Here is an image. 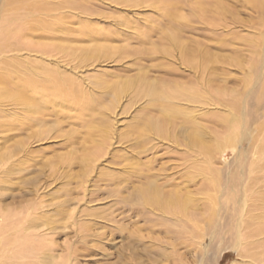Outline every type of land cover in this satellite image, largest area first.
<instances>
[{
	"label": "rangeland",
	"instance_id": "obj_1",
	"mask_svg": "<svg viewBox=\"0 0 264 264\" xmlns=\"http://www.w3.org/2000/svg\"><path fill=\"white\" fill-rule=\"evenodd\" d=\"M6 1L0 0V41H5L3 33H9L10 38L15 41L18 33L14 28L29 24V20L23 19L28 10L27 5L40 0H26L24 8L17 10L11 9ZM57 1L63 0H49L54 5ZM181 1L185 9L182 13L186 12L183 18L178 19L181 26L186 28H183L182 37L188 41L201 40L202 49L210 55L213 54L214 63L210 67L208 65L204 72L187 68L180 64L176 52L173 51L175 53L171 60L175 63H167L168 61L158 56H152L148 59L144 57L139 64L150 70L149 77L162 75L166 76L165 81L174 79L183 82L192 79L193 85L199 82L202 84L205 96L203 98L208 101L207 105L200 107L176 101L180 117L174 122L175 134L181 139V134L190 129L187 121L192 120L202 126L203 136H208L205 143H211L214 149L209 166L200 163L205 173L188 168V164L192 166L193 159L197 160L195 153L191 161L183 164L179 158L187 149L162 139L158 142L156 135L143 137L152 141L149 146H154V150L139 155L133 152L132 132L139 121L148 117L151 112L147 103L148 97H141L139 100L132 99L131 96L122 97L114 111L106 113L111 125L106 143L108 145L103 149V158H98L94 163H91L93 156L89 158V152L94 149L92 142L99 139L97 128L106 118L104 113L95 114L90 126L88 118L80 119L76 116L78 112L75 109L60 106L64 110L47 113L42 117L44 122L40 126L35 123L22 127L17 126L21 123L20 109L0 103V125L9 124L17 128L15 131L0 133V159L6 158L4 165L0 162V208H6L12 219L11 223L5 225L0 213V228L3 229L0 230V238L12 237L16 240L12 246L0 247V264H43L47 259L49 260L46 264H58L59 261L63 264H252L248 253H263L264 246L254 251L243 250L241 253L234 227L240 223L241 218L246 217L244 226L247 233L255 232L257 227L264 228V101L259 107L254 106L253 109L258 110L252 112L253 122L249 121L246 126L241 123L242 127L231 132L230 129L229 132H223L221 126L227 120L226 117L231 118L234 115L238 118L240 111L244 114L243 109L249 110L255 105L254 100L249 101L247 97L258 93L263 82L264 0H220L217 6L222 4L223 7H220L225 12L222 15H228L222 16L219 25L212 27L207 23L202 26L204 22L194 19L196 16L193 17L192 14L198 10L194 5L188 6L194 0ZM10 2L12 0H8ZM109 2L110 0L89 1L95 14L86 18L80 17L77 10L68 9L69 12L61 7L63 10L59 12L61 16L68 17L72 29H78L82 25L95 27V32L90 37H94L97 42L104 37L103 43L113 47L125 46L126 50L130 48L128 51H132L138 47L141 34L147 30L143 29V24L153 25L157 16L149 7L124 9ZM206 8L209 11L210 7L206 5ZM48 13L49 18L45 13L39 16L52 22L56 13L54 10ZM127 18L130 20H126ZM32 24L33 33L28 36L25 34L26 38L22 43L31 41L35 44L33 47L56 43L52 39V34L55 33L48 34L43 31L45 27L48 28V23L45 26H38L34 22ZM152 30L156 32V28ZM153 35L152 38L149 37V41L157 40L155 34ZM247 40L254 43H248ZM77 44L81 45L79 42ZM10 52L0 56V60L4 59L8 65L19 68L24 64V58L36 59L41 60L44 66L72 73L74 63L69 60L71 64L61 54L50 52L43 57L36 52ZM116 57L114 55L110 58L112 62L101 58V62L100 59L95 62L97 65L89 63L76 69L74 79H79L93 96L95 94L89 88L94 85V78L117 80L119 77L123 80L122 76H134L137 73V55L128 56V59L125 57L126 60ZM252 66L255 67L254 73L251 71ZM211 68L216 70L213 71L215 80H212L211 85H205L202 81L208 80V70ZM165 71L167 74L164 75ZM172 71L181 77L173 78L174 74L169 73ZM170 75L172 77H168ZM105 101L107 100H102ZM231 104H235L234 108ZM243 114L240 119H243ZM235 125L230 123L231 129ZM181 131L183 132L180 133ZM36 132H40L42 137L35 135L38 138L35 139L33 135ZM65 157L73 159L69 167L65 164ZM60 160H63V165ZM134 162L139 167L152 169L151 172L161 168L171 184L164 187L165 189L173 188L179 182L181 187L192 193L194 213H200L202 217L199 229L191 234L193 237L190 232H185L182 242L174 241L172 234L166 233L157 217L151 216L149 220L148 210L127 199L128 189H132L133 184L139 185L134 182L122 184V179L127 178V167ZM4 170L10 171L7 177ZM212 171L216 182L213 184ZM181 174L185 175L182 177ZM255 179L257 183L254 182ZM211 210L216 213L217 232H211L207 228ZM224 232L225 237L219 240ZM218 233L220 234L217 235ZM22 234L30 235L33 240L36 237L40 239L34 242L30 254L28 251L17 250V246L20 247L23 241ZM261 238L264 241V234L256 241H261ZM251 242L254 243L255 239H246L245 249ZM39 246L45 249H40Z\"/></svg>",
	"mask_w": 264,
	"mask_h": 264
},
{
	"label": "bare ground",
	"instance_id": "obj_2",
	"mask_svg": "<svg viewBox=\"0 0 264 264\" xmlns=\"http://www.w3.org/2000/svg\"><path fill=\"white\" fill-rule=\"evenodd\" d=\"M25 1L26 0H12V2L8 3L7 0L6 3L11 9L14 8L15 10H17L20 8H24ZM89 1L63 0V1H57L56 5H54L53 3L49 2V0H43V1L40 0V1H33L32 5H27L26 9L28 10H26L27 13L23 19L29 20V24H27L26 27H23L22 25L20 26L18 25V27L14 28V30L18 33V36H16L15 41H13L10 38L9 33H3L4 34L3 38L5 39V41L3 40L0 41V56L10 51H25L28 54L36 52L42 54L43 57L49 54L50 52H55L67 58L68 61L71 60L74 63L73 67L71 68L72 73L70 72L66 73L65 71L59 70L58 68H50L44 66L41 60H36V59L30 60L24 58L23 60L24 64L18 68V67H14L13 65H8L7 62L4 61L2 57L3 60H0V103L10 104L20 109L19 117H21L20 118L21 123H19L17 126H22V127L27 125L31 126L34 125L35 123L40 126L44 122L42 120V117L47 113L62 112L64 109H61L60 106H62L63 108L71 107L73 110L75 109L76 112H78L76 116L80 119L88 118V121L90 122V126L93 123V118H95L94 117L95 114L101 115L104 113V117L106 118L103 119V123L101 124L97 123L99 139H95L94 142H92L94 149L90 150L89 152V156H90L89 158L93 156L92 158L93 160L90 159L91 163L92 162L94 163L98 158L102 157V154H104L103 149L106 148L108 145V144L106 145V143H108V138L110 136L109 133L111 131L110 129L111 125L108 123L109 118L106 116V113L113 112L117 102H119V100L122 99V97L131 96L132 99H138V100L141 97L143 98L148 97L147 103H148V107L151 108V112L148 117H144L141 121H139V123L136 125V127L132 132L131 137H133L132 139L133 152L139 155L154 150L155 149L154 146H149L152 143V141H149L148 138L143 139V137L156 135L159 138V140H157L158 142L161 141L160 139H162V141H168L171 144L182 147V149L185 148L187 149V151H185V154H182V156L179 158L183 164L187 163L188 161H191V159L194 157L193 153H195L196 154L195 157L197 158V160L193 159V161H191L192 166L188 164V168L194 169L195 171L199 170L201 174L205 173L200 163H203L205 166H209L211 161V155H213L212 150L214 151V149L212 148L211 143H205L207 142L205 140L207 135L205 134L203 136L202 126L198 123H193L192 120L187 121V123L190 125V129L187 133L186 132L182 133L183 131L180 132L182 133L181 134L182 139H181L175 134V122H174L177 118L180 117L178 116L179 105H176L177 104L176 101L185 102L190 105H198L200 107L207 105L208 101L205 98H203L204 93L202 91L203 88H201L202 84L200 85L199 82L196 83V85H193L192 79L191 81H188L187 79L183 82L182 81L178 82L174 79H168V81H165L166 76L164 77L162 75H157V76L155 75L156 77L155 76L149 77L150 70L146 68H142V65L140 66L139 64L140 63L139 61L141 59H144V57L148 59L151 58L152 56H158L161 59L168 61L167 63L174 62L171 60V58H173L175 52L178 60L180 61V64L186 65L187 68L189 67L191 69H195L199 71L201 70L202 72H204L207 70L206 68L208 65L210 67V64L214 63L213 54L210 55L207 51H205V49H202L203 47L201 40L188 41V40H184V38L182 37V32L184 33L183 28H185V26H181V23L178 22L179 18L184 17L183 14L186 15V12L182 13V10H185L183 8L184 5L182 4V1L181 0H110L112 4L116 3L118 6H120L121 8L123 7L124 9H132V8L135 9L137 7L142 9V7H149V9L151 8L150 9L151 12H154L155 15L158 17V18L155 17L156 19H154V24L156 23V25L154 24L152 25L149 23L143 24L144 26L143 29H147V30L145 32L143 31L144 33L143 35L141 34L142 36L141 39L138 38L140 40L138 47L133 49L132 51H128L130 48L126 50L125 46L113 47L106 43H103L102 40H105L104 37H101V39L99 38L100 42H97L98 40H96L94 37L93 38L90 37V35L95 32V27L93 28L88 25H82L79 26L78 29H72V27H70L69 25V21L67 20L68 17L66 15L61 16V12H59L62 9L61 7H63V9H67V11L69 12L70 10L79 11L80 17H85V18L90 17L95 13L92 12ZM218 3H220V0H194V3L193 4L189 3L188 6L194 5L197 8L196 10H198V12L194 11L196 12L194 15L192 14L193 17L196 16V18L194 19L198 18L201 23L204 22L202 26H206L207 23V25H210V27H212V25H219V23L222 21L220 19L223 18L222 16L228 15V14L222 15L225 12L222 8L223 7L222 4L220 5L222 7L217 6L219 5ZM206 5L210 7L209 11H207ZM51 10H54V12L56 13L54 14L55 19L52 22L40 18L41 13L47 14L46 17L49 18L48 12ZM123 11H127V10H123ZM184 19L186 20V18ZM191 19L194 20L192 17ZM126 20H130V19L127 18ZM33 22L36 25L38 24V26H45L48 23V28L45 27L44 30L43 29L41 30H43L48 34L55 33L52 34V39H54L56 43L50 45L47 44L44 46H37V47H33L35 44L34 43L32 44L31 41L28 43H22V41L25 40L26 38L25 34H27L28 36L33 33L32 30L34 28L33 27L34 25L32 24ZM146 22H148V19L146 20ZM188 23L190 22L188 21ZM141 26L139 28H141ZM151 28L152 29L156 28V32L153 31ZM3 30L5 29L3 28ZM210 31H212V29ZM153 34H155V38L157 40L149 41L150 39L149 37L154 36ZM251 40H247L246 42L251 44L254 43ZM76 42L81 43V45L80 44L78 45ZM135 42H137V40ZM23 44L26 45V47ZM114 55H116L119 58L127 57V59L128 56L137 55V58L135 57V59L138 61V66H139L137 73H134V76H122L123 80H121L119 77L117 80L115 79L103 80L101 78H97V79L94 78L92 80L94 85H92L91 88H89L95 94L93 96L91 92H88L89 91L88 89L83 87L81 81L78 78H77L78 80L74 79L76 77L75 75L76 69H81L83 66H86L89 63L94 64L99 59L101 62V58H104L105 60L106 59L110 60V58H112ZM71 61L69 62L71 63ZM110 61L112 62V59ZM211 69L208 70V80L202 81V83H204L205 85H211L212 80H215V74L213 71L216 72V70H213V68ZM143 70H147V71H143ZM251 71L252 73L255 72L254 66H252ZM166 72L167 71H165L164 75L167 74ZM169 73L171 75L174 74L173 71ZM171 75L168 77H172V76H175L173 78H177L178 76L181 77V75H176V74L172 76ZM194 75L196 76V74ZM154 85H164L168 87L166 88L155 87ZM205 85L203 86L205 87ZM259 88H260L259 91L257 90L258 93H256L255 95L250 94L247 97L249 101L254 100L255 105H253V107L249 110L243 109L244 114L242 113V111H240V114L241 113L243 114V119H240V117H242V114L241 116L239 114L238 118L235 117L234 115H231V118L226 117L227 120L225 119V122L224 121L222 122L223 127L220 125L223 132H229V129L231 132L232 130L237 129L240 126L242 127L241 123L245 124L246 126L247 124H249V121L250 123L254 121L252 117V112L257 111L258 109H253V108L259 107L260 106L259 104L264 101L263 99L264 79L262 84H260ZM249 96L251 97V99H249ZM103 99H106L107 101L102 102ZM3 104L2 106H4ZM230 106L234 108L235 104L233 105L231 104ZM192 119H196V118L192 117ZM230 123L236 124L234 128L231 129ZM97 124L95 125L97 126ZM16 129L17 128H14L9 124L3 126L0 125V133L2 131L3 132L5 131L7 132L10 130L15 131ZM39 134L40 132H36L33 136L35 137L36 135L37 137L41 138L42 135ZM214 137H216V135ZM35 139L38 138L35 137ZM262 143L264 144V135L262 138ZM89 158H84V159L87 160ZM5 159H0L2 165L5 164L6 162ZM72 160L73 159H71L70 157H65V164L68 165L69 167V165L72 163ZM62 163L63 160L61 164ZM142 165H144V163L141 164V166ZM5 171L6 170H4V172ZM151 171L152 169H149L146 166L139 167L136 164V162L131 163L130 167H127L126 170L127 178L122 179V181L124 180L123 183L120 180V183L122 184L125 183L127 184L128 182H131V184L133 182L139 183V185L133 184L132 189H128L129 192L127 194V199H129L132 204H135L136 206L148 210L150 216L149 214H147V218L149 220L151 216L157 217V219L160 220L159 223H161L162 226L166 229V233L172 234V238L174 239V241L180 240V242H182L181 240L182 237L185 235V232L188 233L190 232L189 233L190 236L193 237L191 234L196 229H199L200 227L199 225L202 221V217L200 216V213H194V202L191 200L192 193L187 189H185L184 187H181L179 185L180 184L179 182H177L178 184H176L173 188L165 189L164 187H169L171 184L169 180L166 178V175L163 173V171H161V168H157L154 172ZM9 174L10 171L7 170V172H5L6 177ZM211 174H212L211 184H213L215 182L213 171ZM183 175L185 174H181L182 177ZM254 182L257 183V180L255 179ZM2 183H6V181H2ZM0 209H1L0 213L1 216L4 218L3 222L5 223V225L11 223L12 219L10 217V214H8L7 212L8 210L6 211L5 210L6 208L5 209L0 208ZM209 213H210L209 219L206 223L208 226L207 228H209L211 232H217V226H215L216 213H214V211L212 210ZM244 218H241L240 223L236 227H234V233L236 232L235 238L238 242V247L242 251L241 253H243V250L254 251L257 250V248H261V246H264L263 238H261V241H256V239L263 236L264 228L257 227L255 232H252L251 234L247 233L246 232L247 229H245L244 226L245 223ZM234 223H236V221ZM0 230L3 229L0 228ZM219 234L220 233H218L217 235ZM223 235H225V232L224 234L222 233L219 240L225 237ZM21 236L23 237L21 238ZM21 236L19 237V239L21 238L23 241L16 238L17 240L22 241L20 247L19 245L17 246V250L20 252L28 251V254H30L31 252L30 250L34 248L33 246L34 242L39 241L40 239L36 237L33 240L30 235H26V234H22ZM226 236H228V234H226ZM248 238H250V240L255 239V242L254 243L251 242L250 245H247L245 249V241ZM14 241L16 240L13 239L12 237L8 239H6V237L0 238V247H6L7 245L8 247L12 246ZM229 242L231 243V241ZM39 248L45 249V247L43 246L42 247L39 246ZM262 252H263L262 254H259V252L257 251L248 253L249 254L248 258L252 261L251 262L252 264L254 262H256L257 264H261L264 262V251ZM3 258L6 259L5 256H3ZM45 260L46 258H44V261ZM46 261L43 262V264L44 263L46 264ZM7 264H11V263L7 262ZM58 264H63V263L59 261Z\"/></svg>",
	"mask_w": 264,
	"mask_h": 264
}]
</instances>
